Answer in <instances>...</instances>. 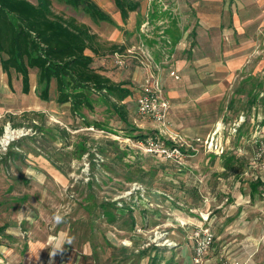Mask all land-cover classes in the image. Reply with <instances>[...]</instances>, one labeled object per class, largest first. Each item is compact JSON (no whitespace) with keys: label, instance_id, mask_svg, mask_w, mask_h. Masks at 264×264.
Returning a JSON list of instances; mask_svg holds the SVG:
<instances>
[{"label":"crops","instance_id":"crops-1","mask_svg":"<svg viewBox=\"0 0 264 264\" xmlns=\"http://www.w3.org/2000/svg\"><path fill=\"white\" fill-rule=\"evenodd\" d=\"M134 1H138L139 6L124 21L115 0H96L115 21V32L109 36L110 44L107 45L101 37L99 39L106 47L114 45V50L136 51L139 55L134 56L138 60L131 58L132 78L115 80L104 68L99 69L113 82L131 91V95L122 102L126 109L128 98L137 103V82L142 84L143 77L153 75L164 92L166 87L170 96L187 95V90L195 85H199L198 90H213L216 82H210V76H229L242 70L250 59L249 49L255 42V12L260 0H154L151 5L147 0ZM120 27L124 35L119 34ZM103 55V52L94 55V64L95 57ZM171 55L176 56L175 60L174 57L168 59ZM140 57H146L149 67L140 63ZM176 68L182 76L181 81L170 75V71ZM251 103L254 104L255 99ZM57 104L72 111L70 103ZM50 109L54 114L59 111L58 107L51 106ZM176 112L173 109V123L182 126L188 124L181 118L189 114L175 115ZM221 121L218 124L222 125ZM221 125L207 135L195 132L201 126L192 123L190 128L195 134L192 136L194 146L191 145L189 151L192 154L188 157L201 153L189 162L178 164L154 157L173 164L176 175V178H171L174 183L172 191L155 185L152 189L154 197H151L156 204V227L161 233L160 239H168L171 245L154 249L144 248L143 244L133 245L132 231H135V225L140 224L137 218L144 221L146 212L149 213L146 209H151L144 206V196L138 190L129 195L121 193L109 200L111 202L101 204L104 215L111 222L104 229L105 232L101 233V229L95 227L93 219L89 227H85V220L92 214H85L82 207L78 208L77 203L64 199L65 196L52 194L54 191L62 193L63 187H72L78 180L69 179L64 167L57 165L51 155L46 157L29 153L33 161L11 165V174L9 172L7 177L0 173V187H48L50 194L38 200L28 194L31 191L28 189L23 197H18L13 191L0 196V260L7 259L18 264H115L117 251L136 250L140 258L135 264H193L192 234L198 226L210 224L215 232V241L208 255L211 260L217 258L239 264H264V175L257 171L255 173L250 160L241 164L236 154L227 157L230 155V137L225 134L234 131H226V126L220 130ZM157 129L162 134L161 126H157ZM210 141L212 145L208 146L207 142ZM216 159H220L219 164L214 162ZM243 171H251L255 176L234 182L238 175L242 177ZM101 172V185L116 183L109 169L102 168ZM211 173L219 176L220 191L224 193L202 202L196 189ZM192 180L195 190L190 187L193 186ZM121 182L124 188L132 184L130 179ZM86 183L89 184V181ZM19 202H22L21 205ZM61 205L71 211L60 212ZM124 212H129L134 226L128 236L114 225L117 217ZM134 236L145 237L142 233ZM102 238L110 241L107 247L102 243ZM105 249L108 251L107 257L99 259V253ZM152 250L154 252L151 253Z\"/></svg>","mask_w":264,"mask_h":264},{"label":"rangeland","instance_id":"rangeland-1","mask_svg":"<svg viewBox=\"0 0 264 264\" xmlns=\"http://www.w3.org/2000/svg\"><path fill=\"white\" fill-rule=\"evenodd\" d=\"M31 1L37 2V0ZM257 4L259 8L255 12V42L252 43L249 49L250 59L242 70L240 69L229 76H210L209 81L216 82V87L209 91L198 90L199 85H195L196 87H190L187 90V95L170 96L164 86L166 92L164 94L170 102L168 122L164 132H168L167 134L173 136H181L186 141L184 148L187 154H192L189 150H186L190 149L189 145L194 146L192 136L195 134L190 128L193 122L197 126H201L195 132L207 135L216 130L217 125L218 127L221 125L218 124L221 120L223 123L220 130L226 126L228 128L226 131L229 129L231 131L234 122H241L237 131L231 132L235 135L228 134L229 132L225 134L230 137L228 143L230 155L227 157L236 154L241 160V164H246L248 160L252 161L260 143L264 142V0H260ZM53 9L65 15H72L80 22L88 24L92 31H96L98 35L100 34L99 37L107 45L110 44L109 36L115 32V24L106 21H95L84 7H74L65 0H53ZM119 30L121 31L119 34H123V28L120 27ZM135 52L128 53L119 48L114 50L113 46H107L106 52H103L105 55L102 57L96 56L93 65L98 66V69L104 68L115 80H126L132 78V60H138L134 57L138 55ZM116 53L125 54L126 57H123L125 60L124 65L120 66L116 63ZM173 57L175 60L176 56L173 55L169 56L168 59L170 60ZM142 59L140 57V63L149 67V61L146 60V57L143 62H141ZM172 71H170V75L175 80L181 81L182 76L178 73L177 68L174 71L179 75V78L172 75ZM149 76L151 75L143 77L144 81L142 82H145ZM31 80V92L25 94L22 91L20 74L13 70L11 81H9L8 74L4 71L0 72V128H3L0 135L1 175L9 176L11 165L33 161V157L29 156V153L46 157L51 155L57 165L64 167L69 179L78 180V183L72 187H63L61 189L62 193L54 191L52 194L65 196L64 199L68 198L73 204L77 203L78 208L82 207L85 214H92L91 217L89 216L85 220L84 225L89 227L90 220L93 219L96 224L95 227L98 230L101 229V233L106 231L104 230L106 226H110V221L104 215L101 204L111 202L109 200L121 193L127 194L123 192L126 189L140 192L141 188L138 189V186H141L145 189L146 196L150 197L149 201L152 203L151 209H146L149 211V213L146 212V219L143 221L138 217L140 224L135 225V231L133 232L134 226L132 227L129 212H124L123 215L117 217L114 225L125 231L127 236L130 235L131 231L132 234L134 233L131 235L133 245L143 244L142 247L144 248H160L157 243L163 239H160L161 233L158 232L159 229L156 227L158 220L155 213L156 204L151 198L154 194L152 189L155 188V185L166 187L171 191L174 189V183L171 179L172 177L176 178L174 166L169 162L158 161V159L146 155L137 146L138 142L144 138L138 135L146 137L160 134L157 126H161V124L152 118L141 116L137 110V103L132 98L127 99L128 120L124 121L109 101L94 93L90 95L92 107L83 106L77 114L72 113L68 107L57 104L55 100V81H53L51 88V99L45 102L39 96L40 87L37 69L31 70ZM137 85L138 94L141 91V84L137 82ZM254 99L255 103L252 104L251 101ZM51 106L58 107L59 111L54 114L50 109ZM67 106L69 105L67 104ZM173 109L177 111L175 115L189 114L187 117L181 118L188 124L182 126L173 123L171 119ZM70 118L74 120L72 121ZM139 124L143 126L140 127ZM7 135H12V137L8 142H4ZM165 136L167 138L169 135L165 134ZM200 153L187 157L186 161L189 162ZM96 154H100L104 158L100 168L97 167L95 161ZM39 158L43 161L42 157ZM222 160L221 158V162ZM87 162H90L89 169H84ZM214 162L219 164L220 159H216ZM102 168L110 170L116 180L115 184L111 186L101 185ZM86 170H89V174ZM242 173V177L241 174L238 175L234 182L237 179L243 181L242 178L253 177L256 171L254 175L251 171H248V173L243 171ZM87 175L91 177L89 184L86 183ZM193 178L195 180V176ZM129 179L132 184L124 188L121 181ZM80 180H86V182H79ZM92 180L95 181L92 182ZM193 180L191 181L193 186L190 185V187L194 189L196 187ZM231 187L232 185L229 186V188ZM220 188L221 180L219 176L211 173L205 177L203 182H200V186L196 189L197 196L202 202H205L209 197H216L220 193H224L220 191ZM8 189L5 186L0 187V196H6L7 192L13 191L18 197H23L27 195L28 189L31 190L28 194L34 195L38 200L50 194V188L48 187L34 188L27 185H18ZM20 200L21 198H19ZM21 203L19 202L20 205ZM65 210L66 212L71 211H67L65 205H61L59 211L63 213ZM138 233L145 235L144 239L143 237L134 236ZM101 240L106 247L107 243H110L108 239H106L107 241L103 238ZM107 252V249L100 252L99 259L104 260V256L107 257ZM152 252L154 251L152 250ZM115 256V264H135L140 258L136 250L133 252L117 251ZM214 257H217V255ZM213 260L217 261L218 259ZM108 263L111 262L105 264Z\"/></svg>","mask_w":264,"mask_h":264},{"label":"trees","instance_id":"trees-1","mask_svg":"<svg viewBox=\"0 0 264 264\" xmlns=\"http://www.w3.org/2000/svg\"><path fill=\"white\" fill-rule=\"evenodd\" d=\"M65 1L84 7L95 21L115 24L112 15L95 0ZM115 4L124 21L139 6L134 0H115ZM104 50L106 45L98 33L76 17L56 12L53 0H0V72H6L9 81L13 70L20 74L25 94L32 89L31 70L37 69L42 100L51 99L55 81L56 101L70 103L73 112L92 107L90 95L94 93L109 101L120 118L127 120L122 102L131 91L93 65L94 55ZM2 132L0 128V135Z\"/></svg>","mask_w":264,"mask_h":264},{"label":"built area","instance_id":"built-area-1","mask_svg":"<svg viewBox=\"0 0 264 264\" xmlns=\"http://www.w3.org/2000/svg\"><path fill=\"white\" fill-rule=\"evenodd\" d=\"M149 5H151L154 0H147ZM116 63L120 66L124 65L125 60L123 55L116 54ZM176 78H179V75L176 71L171 72ZM140 93L137 96V110L141 116L152 118L161 124L162 134H153L144 137L141 141L138 142V146L146 155L152 157H159L167 161H171L178 164H183L186 162L188 156L185 152V143L186 141L181 136L170 135L165 138L164 129L167 126L168 114L170 110V102L164 94L162 85L158 80L155 79L153 75L149 76L145 82L140 86ZM241 122H234L232 124V131H237ZM164 127V128H162ZM201 140V138H197ZM208 146H211V141L207 142ZM189 145V144H188ZM191 147V145H189ZM189 150V149H186ZM97 167H101L104 162L103 156L96 154L95 158ZM90 162H87L84 169H89ZM252 166L258 173L264 175V142H261L259 147L255 152V156L252 160ZM89 174V170H86ZM90 175H87L86 180H90ZM141 188L143 197L144 206L151 207L152 203L149 199L146 198L145 189L141 186H138V189ZM133 191L129 190L126 195L132 194ZM140 231V229H139ZM192 238L194 240L192 246V261L193 264H239L237 261L233 260H224L219 259L217 261H212L208 255L209 250L215 240V232L210 224H203L198 226V228L193 232ZM172 242L168 240H162L157 243L160 246L171 245ZM0 264H18L14 263L7 259L0 260Z\"/></svg>","mask_w":264,"mask_h":264},{"label":"bare ground","instance_id":"bare-ground-1","mask_svg":"<svg viewBox=\"0 0 264 264\" xmlns=\"http://www.w3.org/2000/svg\"><path fill=\"white\" fill-rule=\"evenodd\" d=\"M11 137H12V135H7V136L5 137L4 142H8V141L11 139Z\"/></svg>","mask_w":264,"mask_h":264}]
</instances>
